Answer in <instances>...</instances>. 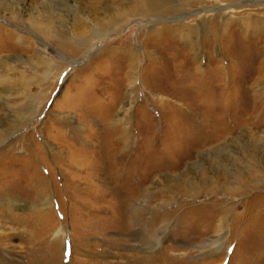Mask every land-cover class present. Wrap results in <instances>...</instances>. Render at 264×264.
Instances as JSON below:
<instances>
[{
    "label": "rangeland",
    "instance_id": "1",
    "mask_svg": "<svg viewBox=\"0 0 264 264\" xmlns=\"http://www.w3.org/2000/svg\"><path fill=\"white\" fill-rule=\"evenodd\" d=\"M88 1L0 0V264H264V0Z\"/></svg>",
    "mask_w": 264,
    "mask_h": 264
},
{
    "label": "bare ground",
    "instance_id": "2",
    "mask_svg": "<svg viewBox=\"0 0 264 264\" xmlns=\"http://www.w3.org/2000/svg\"><path fill=\"white\" fill-rule=\"evenodd\" d=\"M90 1V2H89ZM87 3H88V8L87 9H93V6H94V4L97 2V3H100V1L101 0H89ZM93 4V5H92ZM101 4H102V2H101ZM133 4H134V7H132L131 9L132 10H130L131 12H132V14H134L135 16H151V17H149V18H153V17H157V16H155V15H153V14H158V15H161V14H159V13H163L164 12V10H168V4L166 3H163V2H161V1H159V0H136V1H134L133 2ZM170 4V3H169ZM88 13H89V11H88ZM99 34L98 33H95L94 34V37H100V36H98ZM106 37V35H104V37H102L101 39H97V41L98 40H102V39H104ZM65 43V42H64ZM70 43V42H69ZM95 43V42H94ZM72 45V44H71ZM56 46H57V48L58 49H60V50H63V51H65L66 52V50H67V53H75V51L74 50H72V48H70V47H66V46H64L63 45V41H59V42H57L56 43ZM68 46V45H67ZM74 47V46H73ZM126 48V47H125ZM115 52H117V51H115ZM122 52L123 53H125L126 52V54H127V57H130V58H132V52L130 53H128L127 52V50H122ZM9 86H12L11 88L12 89H14L15 87H16V85H15V83H14V81H9V80H6L5 81ZM21 85V84H20ZM22 86V85H21ZM21 86H19V87H21ZM17 88V87H16ZM22 88V87H21ZM21 88H18V90H21ZM2 91H3V89H1ZM256 128V127H255ZM249 163V168H250V170L249 171H251L252 170V167H254L253 166V164H251L250 162H248ZM48 172V171H47ZM248 172V171H247ZM252 172H254V170H252ZM49 173V172H48ZM261 185H263V184H261ZM161 200V199H160ZM163 200V199H162ZM255 202V201H254ZM126 203V202H125ZM158 204V203H157ZM147 205V204H144V205H130V204H123L122 206H121V208H123L124 209V218H125V228H126V230H129V231H131V233H130V239H131V241L133 242V244H134V248H133V251H135L137 254L138 253H143V254H149L150 252H152V251H154L155 250V248H154V246H155V243L157 242V240H149V238H145V236H144V234H143V232H142V230L141 229H145L146 228V225L148 226V223L146 224L145 223V225H141L142 224V220H141V216H143V217H146L147 215H150L151 216V218H150V220H155L156 219V217H157V214L156 213H158L157 212V210L160 208V205ZM163 206V205H162ZM120 208V207H119ZM120 208V209H121ZM257 208H261V210H260V213L262 212L263 213V211H264V197H262V198H260V199H258L254 204H253V211H255V210H257ZM252 211V212H253ZM256 213V212H255ZM156 216V217H155ZM159 217H161V218H159ZM158 217V221H160V222H165V220H167L168 219V217H169V213L168 214H164L163 216H159ZM239 218V217H238ZM149 220V219H148ZM144 222H145V219L143 220ZM157 221V222H158ZM154 222V221H153ZM133 227H135V228H137V229H135V230H133L132 231V228ZM141 227V228H140ZM155 229V228H154ZM151 231H153V230H151ZM155 232V231H154ZM152 234H153V232H152ZM221 241V240H220ZM217 242H215V244H216ZM209 246V245H208ZM124 261L123 262H121V263H118V264H132L131 263V261L130 260H132V259H130V258H122ZM130 261V262H129Z\"/></svg>",
    "mask_w": 264,
    "mask_h": 264
}]
</instances>
